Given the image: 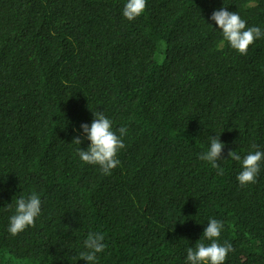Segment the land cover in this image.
Returning <instances> with one entry per match:
<instances>
[{"label": "trees", "instance_id": "trees-1", "mask_svg": "<svg viewBox=\"0 0 264 264\" xmlns=\"http://www.w3.org/2000/svg\"><path fill=\"white\" fill-rule=\"evenodd\" d=\"M126 2L0 0V264H87L89 232L96 264H185L209 219L238 241L225 264H264V161L241 186L228 158L264 151V37L240 55L210 19L264 31V0H147L133 21ZM97 112L127 128L111 175L77 155ZM214 136L223 175L199 159ZM32 192L41 214L13 236Z\"/></svg>", "mask_w": 264, "mask_h": 264}, {"label": "clouds", "instance_id": "clouds-1", "mask_svg": "<svg viewBox=\"0 0 264 264\" xmlns=\"http://www.w3.org/2000/svg\"><path fill=\"white\" fill-rule=\"evenodd\" d=\"M147 6V0H127L122 15L128 21H133L143 14ZM210 19L214 21L217 28L222 32V39L218 43L220 48H226L227 44L240 55H246L248 48L257 39L264 37V31L258 26H247L239 13L228 11L226 7L215 10ZM254 98L249 100L252 107ZM81 130L90 142L86 150L80 147L77 155L81 162L88 165L98 166L103 175H111L112 170L120 164L118 153L126 147L123 137L127 134L126 127L113 128V121L103 113L97 112L90 126L81 124ZM75 145L81 144V138L76 137L72 141ZM255 150L256 145L252 146ZM225 145L220 142L218 137L210 138L208 150L200 154L199 159L211 164L218 169V174L223 175L224 171L218 164L221 160L222 151ZM228 158L240 163L241 171L236 175V180L241 186L255 184L261 163L264 161V151H250L241 157L235 150L228 152ZM41 214V199L36 192L29 196L21 195L15 201V212L9 218L8 232L15 236L25 231L27 228L34 227L35 221ZM223 222L216 219H209L207 227L203 232V239L195 244V248L189 247L185 264H225V261L234 251L233 247L238 243L231 237L222 234ZM222 235L224 239L222 238ZM105 237L98 232H89L83 242L86 251L80 253V259L87 264H96L97 254L103 253L106 244ZM208 241L209 243H204Z\"/></svg>", "mask_w": 264, "mask_h": 264}]
</instances>
